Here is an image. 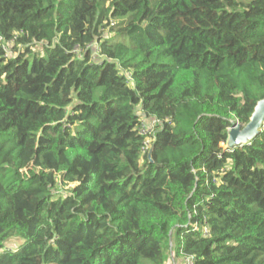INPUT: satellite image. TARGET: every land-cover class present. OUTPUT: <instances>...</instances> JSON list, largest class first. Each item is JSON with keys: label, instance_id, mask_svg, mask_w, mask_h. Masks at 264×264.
<instances>
[{"label": "trees", "instance_id": "1", "mask_svg": "<svg viewBox=\"0 0 264 264\" xmlns=\"http://www.w3.org/2000/svg\"><path fill=\"white\" fill-rule=\"evenodd\" d=\"M263 98L264 0H0V264H264Z\"/></svg>", "mask_w": 264, "mask_h": 264}, {"label": "water", "instance_id": "2", "mask_svg": "<svg viewBox=\"0 0 264 264\" xmlns=\"http://www.w3.org/2000/svg\"><path fill=\"white\" fill-rule=\"evenodd\" d=\"M264 123V98L257 102L249 122L241 126L237 122H232L228 130L226 146L232 149L242 146L256 138Z\"/></svg>", "mask_w": 264, "mask_h": 264}, {"label": "built area", "instance_id": "3", "mask_svg": "<svg viewBox=\"0 0 264 264\" xmlns=\"http://www.w3.org/2000/svg\"><path fill=\"white\" fill-rule=\"evenodd\" d=\"M156 124V120H141L140 122L139 135L143 137V143L141 148V152L143 155L148 154L152 146ZM184 262L185 264H192L190 259H186Z\"/></svg>", "mask_w": 264, "mask_h": 264}, {"label": "rangeland", "instance_id": "4", "mask_svg": "<svg viewBox=\"0 0 264 264\" xmlns=\"http://www.w3.org/2000/svg\"><path fill=\"white\" fill-rule=\"evenodd\" d=\"M94 50V49H93ZM96 51V50H95ZM17 240L16 239H14V240H12L10 243H9V245L10 246H12L13 245V247L15 246H17V244H15V242H16ZM8 245V246H9ZM173 263L172 264H182V262H181V260H174V261H172Z\"/></svg>", "mask_w": 264, "mask_h": 264}]
</instances>
